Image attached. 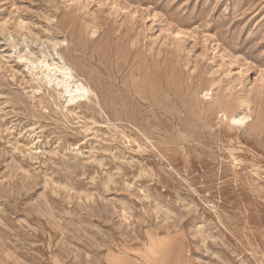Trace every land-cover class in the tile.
<instances>
[{"label": "rangeland", "instance_id": "374dc122", "mask_svg": "<svg viewBox=\"0 0 264 264\" xmlns=\"http://www.w3.org/2000/svg\"><path fill=\"white\" fill-rule=\"evenodd\" d=\"M0 264H264V0H0Z\"/></svg>", "mask_w": 264, "mask_h": 264}, {"label": "bare ground", "instance_id": "6f19581e", "mask_svg": "<svg viewBox=\"0 0 264 264\" xmlns=\"http://www.w3.org/2000/svg\"><path fill=\"white\" fill-rule=\"evenodd\" d=\"M63 67V66H62ZM67 67V66H66ZM58 68V67H57ZM67 68H62L61 69V71H62V74L63 75H68V72H69V70H66ZM70 69V68H69ZM51 70H53V68L51 69ZM68 71V72H67ZM52 72V71H51ZM51 72H50V74H51ZM70 73V72H69ZM70 75V74H69ZM51 76H52V74H51ZM51 76H50V78H51ZM65 76V77H66ZM63 78V77H62ZM67 79V78H66ZM62 81V84L64 85V87H65V91H66V93L70 96V98H72V99H78V98H82V97H86L88 94H89V92L91 91L88 87H86L85 85H83V84H79V85H77V86H74V87H71V85H68V84H70V83H68L67 84V82H66V80H65V78H63V79H61ZM60 81V80H59ZM92 92V91H91ZM240 120H242V119H240V118H238V119H236V121H240Z\"/></svg>", "mask_w": 264, "mask_h": 264}]
</instances>
